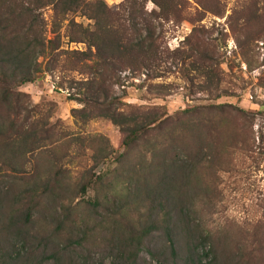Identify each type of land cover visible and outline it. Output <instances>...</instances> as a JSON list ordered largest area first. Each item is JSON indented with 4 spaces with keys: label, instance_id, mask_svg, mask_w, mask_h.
<instances>
[{
    "label": "rangeland",
    "instance_id": "374dc122",
    "mask_svg": "<svg viewBox=\"0 0 264 264\" xmlns=\"http://www.w3.org/2000/svg\"><path fill=\"white\" fill-rule=\"evenodd\" d=\"M4 1H31L35 12V0ZM101 1L115 12L124 0ZM159 1L166 12L151 2L144 11L155 13L146 20L162 52L160 77L124 72L119 84L104 81L107 99L99 98L134 123L154 122L140 133L80 103L86 75L53 69L48 58L34 82L14 88L11 106L0 94V231L45 236L65 263L183 264L182 217L210 236L202 264H264V0ZM36 13L41 39L59 37L56 52L86 51L66 27L91 20L56 19L51 5ZM166 168L175 207L186 209L171 208L175 256L156 230L118 260L113 241H128L150 203L158 207Z\"/></svg>",
    "mask_w": 264,
    "mask_h": 264
},
{
    "label": "trees",
    "instance_id": "16d2710c",
    "mask_svg": "<svg viewBox=\"0 0 264 264\" xmlns=\"http://www.w3.org/2000/svg\"><path fill=\"white\" fill-rule=\"evenodd\" d=\"M148 2L162 12L167 10L159 0H124L115 12L101 0H35L34 12L30 8L33 5L31 1L30 4L17 7L0 0V94L3 105L11 106L15 87L32 83L38 78L41 73L38 60L48 58L53 69L60 67L86 75V81L79 83L80 103L88 105L115 125L128 129L131 134L140 133L144 130V125L153 124L151 121L148 124L134 123L122 114L111 112L105 103H99V98L103 101L107 99V90L103 87L106 79H113L115 84H119L122 79L120 75L124 72L129 73L127 78L142 75L148 79L160 77L162 52L157 44L155 27L146 20L155 14L152 11L146 15L144 6ZM47 5L52 6L56 19L61 17L64 20L67 15L80 14L93 22L90 28H83L73 21L66 27L69 42L85 44L86 51L56 52L59 49L58 36L47 44L41 39L38 25L40 16L36 9L40 10ZM155 18L159 16L156 15ZM26 19L30 22L28 27ZM31 35L33 38L30 39ZM169 169H165L160 182L158 207L154 208V201L150 203L146 212L148 218L143 227L131 234L128 241L124 242L120 238L113 241L111 248L116 251L118 260H126V249L129 250L133 245L138 249L142 246L143 239L156 230L163 233L170 253L175 256V216L171 208L177 210L180 216L186 209L175 207V200L178 199L174 194H178L172 176L167 175ZM81 190L85 192L87 186L82 185ZM29 215L30 212L27 211L25 217L28 218ZM179 224L185 239L183 264H202L201 252L210 236L204 235L198 228L187 227L182 217ZM48 243L49 238L33 235L28 229L12 230L11 226L3 229L0 231V264H44L48 261L54 264H72L65 263L59 253L50 251ZM215 247L213 244L209 249L214 261L218 257ZM134 257L135 252L130 250L128 260Z\"/></svg>",
    "mask_w": 264,
    "mask_h": 264
}]
</instances>
